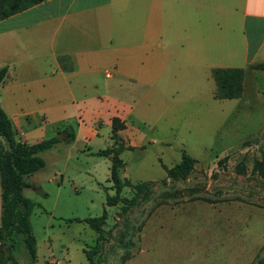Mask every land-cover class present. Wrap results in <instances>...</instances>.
Returning <instances> with one entry per match:
<instances>
[{
	"label": "crops",
	"instance_id": "1",
	"mask_svg": "<svg viewBox=\"0 0 264 264\" xmlns=\"http://www.w3.org/2000/svg\"><path fill=\"white\" fill-rule=\"evenodd\" d=\"M263 60L264 0H42L0 20V107L23 142L61 136L31 188L49 151L54 173L110 191L112 151L99 152L112 147L129 182L125 154L147 150L139 181L164 178L182 150L196 163L255 148L264 169ZM218 67L242 69L239 97L213 96Z\"/></svg>",
	"mask_w": 264,
	"mask_h": 264
},
{
	"label": "rangeland",
	"instance_id": "2",
	"mask_svg": "<svg viewBox=\"0 0 264 264\" xmlns=\"http://www.w3.org/2000/svg\"><path fill=\"white\" fill-rule=\"evenodd\" d=\"M243 147L211 159L204 152L205 159L184 179L144 180L148 195L133 205L127 202L134 194L129 186L120 191L126 201L106 205L105 196L114 190L106 189L104 180L100 186L77 170L70 176L54 173L50 165L60 154L49 151L46 166L34 176L37 188L23 189L34 203L29 221L35 259L20 233L13 235V257L17 264H88L86 254L91 264H264V177L253 164L257 149L247 155ZM140 158L155 166L149 150ZM140 158L125 154L132 184L143 177L136 174ZM176 158L174 151L164 161L169 165ZM77 164L84 165L81 157ZM102 209L106 215L97 234L83 219L99 216Z\"/></svg>",
	"mask_w": 264,
	"mask_h": 264
},
{
	"label": "trees",
	"instance_id": "3",
	"mask_svg": "<svg viewBox=\"0 0 264 264\" xmlns=\"http://www.w3.org/2000/svg\"><path fill=\"white\" fill-rule=\"evenodd\" d=\"M42 0H0V20L10 15L20 12ZM253 68L264 69V60L261 63L252 65ZM6 72V66L0 67V81ZM211 74L215 83L214 97L218 99H231L239 97L242 90V69L240 68H213ZM264 92V90H263ZM115 123H112V135L115 132ZM67 132L66 140L73 138L72 132ZM59 141L57 136L41 139L33 143H27L17 138V132L0 107V264H17L12 249L14 246L13 235L20 233L25 249L33 261L35 259V238L32 233L29 216L33 208V201L23 194V189L30 186L26 178L41 169L44 160L40 153L50 149ZM119 147L107 148L99 153H108L112 151L111 165L109 168V180L113 195L105 196L106 205H114L117 202L126 201L120 196L123 186H129L134 190L133 196L127 201L128 205L136 203V198L145 199L148 195L146 186L148 182L138 181L132 184L125 178L119 176V169L122 166L121 161L116 154ZM225 159V157L221 158ZM195 160L183 150L180 153L178 162L167 167L161 164L165 172V178L170 180L184 179L191 171ZM255 168L261 175H264L263 162L256 161ZM244 167L239 165L238 172H243ZM206 202L225 201L228 199L239 198H218L201 197ZM105 209L99 216L83 219L90 229L97 234L102 232V223L105 219ZM88 264H91L90 256L86 254Z\"/></svg>",
	"mask_w": 264,
	"mask_h": 264
},
{
	"label": "water",
	"instance_id": "4",
	"mask_svg": "<svg viewBox=\"0 0 264 264\" xmlns=\"http://www.w3.org/2000/svg\"><path fill=\"white\" fill-rule=\"evenodd\" d=\"M59 138H61V136H58Z\"/></svg>",
	"mask_w": 264,
	"mask_h": 264
}]
</instances>
